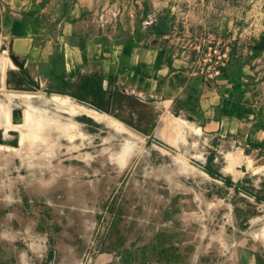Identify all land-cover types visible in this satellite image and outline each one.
<instances>
[{
  "label": "rangeland",
  "instance_id": "1",
  "mask_svg": "<svg viewBox=\"0 0 264 264\" xmlns=\"http://www.w3.org/2000/svg\"><path fill=\"white\" fill-rule=\"evenodd\" d=\"M90 7L86 33L103 43L152 42L163 30L198 75L225 67L221 54L254 58L251 69L264 71L255 60L264 55L255 48L264 45V0ZM6 61L1 53L0 264H264V151L234 185L190 158L174 136L180 121L163 127L140 92L109 96L100 79L95 91L109 107L87 105L64 95L58 65L59 79L47 81L51 65L6 76Z\"/></svg>",
  "mask_w": 264,
  "mask_h": 264
},
{
  "label": "crops",
  "instance_id": "2",
  "mask_svg": "<svg viewBox=\"0 0 264 264\" xmlns=\"http://www.w3.org/2000/svg\"><path fill=\"white\" fill-rule=\"evenodd\" d=\"M91 2L0 0V54L10 59L6 76L13 66L46 64L52 68L49 81L58 65L64 95L84 96L87 105L105 102V109L109 104L98 100L97 80H103L109 96L117 87L127 95L140 92L144 103L161 111L163 127L180 121L174 136H180L190 158L220 179L242 183L257 161L254 153L264 151L262 66L252 70L254 58L239 54L225 59L219 74L198 75L172 54L161 30H155L152 42L103 43L86 33ZM255 60L264 63V55Z\"/></svg>",
  "mask_w": 264,
  "mask_h": 264
},
{
  "label": "built area",
  "instance_id": "3",
  "mask_svg": "<svg viewBox=\"0 0 264 264\" xmlns=\"http://www.w3.org/2000/svg\"><path fill=\"white\" fill-rule=\"evenodd\" d=\"M215 52H217V50H215ZM226 55H223V54H221V55H219V58L222 60V61H220V64L222 65V66H224L226 63H225V59H223V58H226L225 57ZM219 71L220 70H215L214 72H212V74L211 75H213V74H219Z\"/></svg>",
  "mask_w": 264,
  "mask_h": 264
},
{
  "label": "water",
  "instance_id": "4",
  "mask_svg": "<svg viewBox=\"0 0 264 264\" xmlns=\"http://www.w3.org/2000/svg\"><path fill=\"white\" fill-rule=\"evenodd\" d=\"M161 31L164 32L163 30H161ZM263 44H264V43H263ZM262 46H264V45L261 44V45H260L259 47H257V48L260 49V48H262Z\"/></svg>",
  "mask_w": 264,
  "mask_h": 264
}]
</instances>
